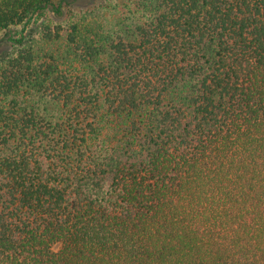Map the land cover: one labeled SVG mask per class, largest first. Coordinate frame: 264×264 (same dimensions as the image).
<instances>
[{"label": "trees", "instance_id": "1", "mask_svg": "<svg viewBox=\"0 0 264 264\" xmlns=\"http://www.w3.org/2000/svg\"><path fill=\"white\" fill-rule=\"evenodd\" d=\"M63 2L0 0V264H264V0Z\"/></svg>", "mask_w": 264, "mask_h": 264}, {"label": "rangeland", "instance_id": "2", "mask_svg": "<svg viewBox=\"0 0 264 264\" xmlns=\"http://www.w3.org/2000/svg\"><path fill=\"white\" fill-rule=\"evenodd\" d=\"M64 2L65 1H69L67 2L68 4H70V6L72 8H74L75 10H80V9H87V8H90L94 5H97L99 4L100 2L102 1H109V0H63ZM63 2V3H64ZM66 4V3H65ZM68 7L64 8V14L63 16H61L62 18L66 16L67 14V9ZM55 16V15H54ZM56 17V16H55ZM57 19H60L58 17H56ZM8 47H6L5 45H3L1 48H0V55H4L6 52H7V49Z\"/></svg>", "mask_w": 264, "mask_h": 264}]
</instances>
